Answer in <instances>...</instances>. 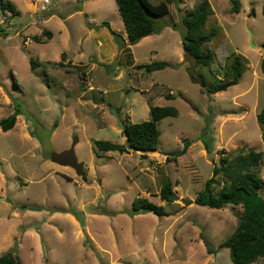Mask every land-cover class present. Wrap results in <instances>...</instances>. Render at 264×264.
<instances>
[{
  "label": "rangeland",
  "instance_id": "obj_1",
  "mask_svg": "<svg viewBox=\"0 0 264 264\" xmlns=\"http://www.w3.org/2000/svg\"><path fill=\"white\" fill-rule=\"evenodd\" d=\"M7 1L20 13L0 10V121L16 106L21 115L12 130L0 128V257L13 251L22 264H233L228 249L209 254L205 242L216 250L237 228L241 207L163 200L156 167L165 166L173 193L194 201L222 150H264L257 120L264 109V0H239L238 14L231 0H208L250 63L238 85L211 96L190 80L183 58L182 17L203 0L171 4L162 32L133 46L116 0ZM45 30L52 39H33ZM158 61L170 66L151 73L137 68ZM201 73L211 78L207 69L194 74ZM151 107L179 111L161 121L156 152L96 149L95 141L127 144L112 109L136 124L150 120ZM76 138L84 177L51 161ZM137 197L169 215H130ZM105 209L112 215L99 214Z\"/></svg>",
  "mask_w": 264,
  "mask_h": 264
},
{
  "label": "trees",
  "instance_id": "obj_2",
  "mask_svg": "<svg viewBox=\"0 0 264 264\" xmlns=\"http://www.w3.org/2000/svg\"><path fill=\"white\" fill-rule=\"evenodd\" d=\"M116 3L125 25L127 41L133 46L150 35L160 34L165 27L161 20L170 13V5L178 6L183 3V0H159L158 3H153L150 0H116ZM231 4L232 12L238 14L241 9L239 0H231ZM0 10L4 14L11 13L12 16H17L20 13L14 4L7 0H0ZM182 24L184 27L181 30L183 48L196 59V70L199 69L200 72H203V69H207L211 75V78L202 73L200 75L206 85L204 91L211 96L238 85L243 74L250 69V63L230 42L210 2L203 0L188 10L182 17ZM100 27L109 28L119 43L125 41L119 33L111 28L108 22H103ZM0 33H4L2 28H0ZM44 38L52 39L53 33L45 30L42 35L33 37L37 42H43ZM66 59L67 54L63 53L62 61L57 65L61 68L66 67L64 64ZM30 62L33 70L37 68L38 64L33 58ZM169 66L170 64L166 61H158L140 64L137 65V68L151 73L164 70ZM82 68L79 67L78 71H82ZM262 69L264 70V56ZM82 88H85L84 85ZM167 98H172V95H168ZM94 100L96 99L94 98ZM117 110L120 113V108ZM210 110L213 114L212 108ZM178 114L179 111L175 107H151L150 120L136 124L125 123L126 127L122 133L126 137L127 143H131L134 151H156L161 136L159 128L161 121L168 117H177ZM20 115L21 110L16 106L12 115L0 121V128L5 132L12 130ZM257 120L264 128V109L258 113ZM202 140L206 151L211 153V146L205 140V133ZM95 147L104 153L119 152L123 154L129 151L127 144L120 145L107 141H95ZM187 147L188 144L185 145L184 150ZM220 155L219 161L213 167L211 178L206 181L204 189L197 195L194 203L218 210L227 205H233L241 207L242 211L238 217L237 228L216 250L211 248L207 242L205 245L209 254H216L223 249H228L233 264H252L264 258V195L262 194L264 150L255 151L240 148L238 152L232 154L222 150ZM142 156L146 157V155ZM156 170L160 195L163 200L172 202L170 198V194L173 193L171 178L164 165H157ZM129 213L130 215L153 213L159 217L169 215L163 206L144 197H137L133 200ZM99 214L112 215L107 209ZM0 264H22V262L13 251H10L0 257Z\"/></svg>",
  "mask_w": 264,
  "mask_h": 264
},
{
  "label": "water",
  "instance_id": "obj_3",
  "mask_svg": "<svg viewBox=\"0 0 264 264\" xmlns=\"http://www.w3.org/2000/svg\"><path fill=\"white\" fill-rule=\"evenodd\" d=\"M253 47H255V46H253ZM183 51H184V56H183L184 61L186 63H188V65H189L188 76H189L190 80L194 84L199 85L202 89H205L206 85H205L203 78L201 76H195V74H194L196 71V68H197L196 59L194 57H192L185 48H183ZM112 114L115 116V118L117 120L118 128L122 132H124L126 125H125L124 121L121 119L118 110L112 109ZM77 143H78V139L76 138L73 141V144L71 145V147L69 149L63 150L62 152H53L51 154V161L55 164L60 165V166L72 168L78 176L84 177V176H86V172L84 170L85 164L83 162H80L77 155H76L75 148H76ZM127 149L129 151L130 150L134 151L130 142L127 143ZM137 152H139L141 154H145V153L156 152V151L155 150H148V151L138 150ZM164 155H173V153H164ZM170 198L172 201L181 202V203L185 204L186 206H189V205L194 203L193 200H190L188 198H182L179 195H176L175 193H171Z\"/></svg>",
  "mask_w": 264,
  "mask_h": 264
},
{
  "label": "built area",
  "instance_id": "obj_4",
  "mask_svg": "<svg viewBox=\"0 0 264 264\" xmlns=\"http://www.w3.org/2000/svg\"><path fill=\"white\" fill-rule=\"evenodd\" d=\"M44 4L46 5V4H49V0H45L44 1Z\"/></svg>",
  "mask_w": 264,
  "mask_h": 264
},
{
  "label": "crops",
  "instance_id": "obj_5",
  "mask_svg": "<svg viewBox=\"0 0 264 264\" xmlns=\"http://www.w3.org/2000/svg\"><path fill=\"white\" fill-rule=\"evenodd\" d=\"M179 63H183V62H179ZM15 128V127H14ZM127 141V140H126ZM262 259H264V258H262ZM259 261V260H258Z\"/></svg>",
  "mask_w": 264,
  "mask_h": 264
}]
</instances>
